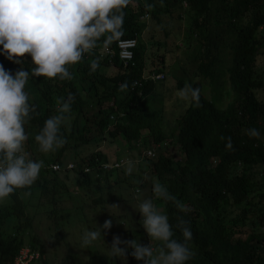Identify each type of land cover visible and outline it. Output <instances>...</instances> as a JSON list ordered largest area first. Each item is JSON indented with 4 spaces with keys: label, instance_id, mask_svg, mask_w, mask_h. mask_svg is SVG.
Wrapping results in <instances>:
<instances>
[{
    "label": "trees",
    "instance_id": "1",
    "mask_svg": "<svg viewBox=\"0 0 264 264\" xmlns=\"http://www.w3.org/2000/svg\"><path fill=\"white\" fill-rule=\"evenodd\" d=\"M31 1H44L45 21L63 20L73 39L66 43L49 37L47 55L35 57L29 45L26 60L18 58L2 45L1 37L5 33L4 40H9L6 9L22 7L18 0H0V15L5 17L0 20V145L18 135L20 150L29 153L36 166L34 184L0 177V264H9L24 233L29 246L38 250L41 264H51L33 230L36 209L41 207L54 220L60 245L66 232L60 231L63 226L56 218L62 215L65 199L81 209L84 205L77 202H83L93 184L98 198L85 206L116 209L115 204L126 199L124 191L132 189L148 167L150 176L177 195L164 210L174 249L181 248L180 231L191 236L194 252H185L190 262L182 264H264V65L262 61L257 65L260 55L264 59V0H24L25 8ZM145 12L149 25L142 33L145 25L138 16ZM39 26L31 37H41ZM12 32L20 39V31ZM122 37L137 41L127 67L116 53L109 60L95 49L115 48ZM80 43L95 48L77 57ZM178 52L189 62L181 71L187 81L178 79L167 87L157 86L160 80L142 78L152 71L165 78L170 71L166 56L175 58ZM48 65L65 66L69 74L51 78L45 72ZM9 68L22 71L15 97L22 99L25 110L19 109L16 98L6 97L14 90L12 77L6 74ZM179 89L188 103L179 104L183 113L167 122V130L163 103ZM166 136V149L176 146L182 162L164 157L160 148ZM44 140L50 144L44 145ZM101 143L113 144V152ZM150 144L158 152L154 158L130 164ZM68 158L71 170L48 168L49 163L63 164ZM119 161L126 167L118 170L114 164ZM105 163L109 168H102ZM110 234L115 235L105 238L116 251L108 264H149L136 261L118 233ZM68 257L59 264H69Z\"/></svg>",
    "mask_w": 264,
    "mask_h": 264
},
{
    "label": "clouds",
    "instance_id": "2",
    "mask_svg": "<svg viewBox=\"0 0 264 264\" xmlns=\"http://www.w3.org/2000/svg\"><path fill=\"white\" fill-rule=\"evenodd\" d=\"M59 1L60 0H51V2L53 3H59ZM18 2L22 7V11L17 8L6 9L9 15L8 26L6 28L9 31V40H4V38L7 36L5 33H3L1 41L2 45L7 49L8 52L13 51L17 53V57L25 61L27 58L26 49L29 45L32 46L35 57H40L43 55H47L48 43L46 39L49 37H61L66 43L72 42V33L68 31V27L66 24H64L63 20H54L53 24L45 21L44 15L47 11V8L44 1H40L37 3L31 1V3L33 4L26 8L24 5V0H18ZM4 19L5 17L3 15H0V20ZM138 20L140 22H143L145 25V28L142 31V33H144L149 25L147 22L148 12L139 15ZM37 24L40 25L38 29L42 30V34L39 39L31 37ZM14 29L20 31V39L12 32ZM13 38L15 39V41H13ZM121 40L128 41L130 43V46H127L125 48L124 55L122 54L121 48L118 46V41ZM136 45L137 41L132 37H122L117 39L114 44L115 48H112L110 46H106L104 48H95V46L93 45L88 46L84 43H80L77 47L76 56H84L88 50L95 48L96 50L101 52V56L107 57L109 60L113 57L114 53H116L117 58L122 66L127 67L133 61V49H135ZM15 66L21 67L22 64L16 63ZM47 69L48 70L45 69V72L51 78L56 77L61 72H66V74H69V70H67L65 66L57 68V66L48 65ZM6 74L9 77H12L10 79V82L12 87L14 88V90L11 89L8 91L6 97L11 101H14V99L16 98L19 109L21 111L25 110L26 106L22 99L18 96L15 97V94L20 91L17 85H20L23 80L22 71L20 69H17L14 72L13 68H9L6 70ZM142 78L145 80H162L164 78V73H160L159 71H152L149 74L143 73ZM182 94H184V92ZM187 103L188 101H186V104ZM164 113L165 112L162 111V117L164 116ZM175 115L176 113L174 114V116ZM109 119L112 121V124L115 123L114 115L110 114ZM3 120H5L6 122L10 121V119L7 118ZM112 124L108 126V129L112 127ZM164 132L165 134L167 133L166 131ZM43 144L49 145L50 142L44 140ZM155 146L159 147V144H155ZM167 146L166 136L160 149L162 151H165ZM20 147L21 140L20 137L16 134L12 135V139L8 137L5 142L0 145V177L10 181L19 179L21 185H27L28 183L34 184L32 175L34 173V170L36 169V166L32 165L29 153H23L20 150ZM156 153H158L157 149L154 148L152 144H150L146 147V149L141 150V152H139L138 154V157L131 160L130 164H136L141 160L153 159ZM162 153L164 154V157L168 156L167 154H165V152ZM169 156L172 158V160L181 162L183 160L182 154H180L178 159H175L173 155ZM165 160L166 159H164V162H167ZM72 163V160L69 158L68 160L65 159L63 164L54 162L49 163L48 168L56 172L71 170ZM114 165L118 168V170L126 167V165H124L122 161L116 162ZM109 166L110 164L105 163L102 165V168L107 169L109 168ZM150 173L151 169L149 167L140 172L137 178L133 181L134 187L132 189H127V194H124L126 198L124 203H128V205L132 203L133 208L131 211L125 209L120 211V213H122L121 217L124 218V220H122L120 223L121 226H124V228H122L124 230L123 233H119L116 230L112 231L109 229H102L100 231L101 238H103L102 241L108 247V249L111 250L109 253V258H111L115 254L116 247L114 244H111L110 246L111 242L105 238V234H107L108 238H111V236L115 235H109V233L112 231V233L116 232L119 234L122 245H125L127 247V250L135 258L136 261L156 264L160 260H168L171 261L172 264H182L184 260H187V256L184 253L187 251L189 253L194 252L193 248L191 247V236L189 234H186L184 230L180 231L177 235V241L180 243L181 248L174 249L172 247L174 239L169 228L170 220L164 210V204L168 201H171L172 198L177 197V195L169 191L162 181L150 176ZM93 186L94 185L91 184L87 189L86 195L82 196L83 202H81V200L77 202L79 205H84L82 208L87 207L85 205L89 204V201L92 203V200L98 198V194L94 192ZM91 206L92 208H94V211L99 212L97 222L93 224L90 223L91 226H87V230L84 235L80 234L75 237L71 236V239H68L66 243L63 242L59 245L64 250L63 255L59 253L61 259H63L65 255H68L69 257L66 261H69V263L71 264H78L75 254V249L78 246L84 249H88V252L92 251L94 258L97 259V264H100V260L98 258L105 261V264H108L110 262V259L105 257L107 255L94 251L98 243H93L92 238L96 227L110 225L112 223L111 219V223L106 224L109 221L107 218L108 215L111 214L112 216V213H110L108 210H104V204H92ZM101 214H104L105 216H101ZM158 214H161V217H159ZM130 225L132 226L130 227ZM13 231L14 228H12L7 233H12ZM64 231L65 230H63V232ZM123 234L126 236H124ZM17 238H19V235H17ZM67 246L68 252H65ZM55 251H57V249H55ZM172 251L174 253L173 257L171 256ZM71 257L73 258L71 259ZM91 259L93 258L90 257L89 261ZM187 261L190 262V260ZM4 264H8V262H5ZM9 264H41L38 250L29 246L25 233L22 236V244L10 258ZM85 264L88 263L85 262Z\"/></svg>",
    "mask_w": 264,
    "mask_h": 264
},
{
    "label": "rangeland",
    "instance_id": "3",
    "mask_svg": "<svg viewBox=\"0 0 264 264\" xmlns=\"http://www.w3.org/2000/svg\"><path fill=\"white\" fill-rule=\"evenodd\" d=\"M153 55H156V53H153ZM166 61L167 63H169L168 69H170V71H168L166 77L163 80H160L157 83L158 85H165L167 87L170 86H175V82L178 79H182L183 81H187V77H181V71L184 69V65H188L189 62L188 60L185 58V56L178 52L174 56L168 55L166 56ZM261 61L263 62L264 65V59H263V55H260V57H258V62L257 65L259 66L261 64ZM175 66H170V65H174ZM174 75H179V76H173ZM172 90L169 89L167 91V93H169ZM264 91V90H263ZM159 95L161 94L162 90L158 91ZM183 93V89H179L177 91H175L173 94H169L166 97L165 102L163 103V108L165 110V119H164V126L166 127V129L168 130L170 128V126L167 125V122L169 121L170 124V120H174L175 117H178L179 114L183 113V108L179 107V104H186V101L184 100V94ZM159 95L156 96L157 99V104L160 103V100H158ZM203 95L205 97H207L209 95V89L206 83L203 82ZM176 98H179L176 99ZM176 112V115L174 116ZM174 117V118H173ZM176 122L173 121V124H175ZM176 125V124H175ZM146 130H142V132H144ZM91 144V143H90ZM146 145V144H145ZM100 146H103L104 148H106V151H111V153L113 152V144H109L107 145L106 143H101ZM165 154L169 155H173V157L175 159H178L180 154L178 153V148L176 146H169L168 149H166ZM175 152V153H174ZM175 154V155H174ZM114 154H112V158H113ZM69 159V158H68ZM66 159V160H68ZM124 194H127V189L124 191ZM116 205V209H110L111 206L109 205H105L104 206V210H108L111 214L108 215V222L106 224L111 223V219H112V223L110 225H104L101 227H96L95 228V232L93 234V238H92V242L97 244V247L94 249V251L107 255L105 256L106 258H109V253L111 250L108 249V247L103 243V238H101V233L100 231L102 229L106 230H118V229H122L124 228V226H121V221L124 220L122 216V213H120V211H122L123 209L131 211L133 208L132 203L130 205H128V203H123L120 202L119 204H115ZM109 208V209H107ZM94 208H92V210H90V208L88 207H84V208H72L71 206H69V201L65 199V205H64V210L62 212L61 216H57L56 218V222L60 223L63 227L60 230L62 233L66 232V236L62 237L63 240H60V242H67L68 239H71V236H78L80 234L84 235L86 233L87 230V226H91L90 223H96L97 222V218H98V211H94ZM94 211V212H93ZM93 212V213H92ZM46 212L43 211V209L41 207H39L38 209H36V214L34 216V218L32 219V226H33V230L35 232V234L39 237V239L41 240V242L43 243L44 247H45V253L48 254L50 256V263L51 264H59L61 261V257L60 254L63 255L64 254V250L61 246L57 245V241L56 238L60 237L59 234H56L55 237V233L57 232V230L54 229L55 224H54V220L47 218L46 217ZM84 215V216H82ZM159 217H161V214H158ZM90 218V219H89ZM132 225H130L131 227ZM66 229V230H65ZM63 230H65L63 232ZM68 231V232H67ZM124 235V234H123ZM126 236V235H124ZM114 243L116 244V242L114 241ZM57 246H56V245ZM55 249H57L56 254H55ZM68 252V246L65 249V252ZM60 253V254H59ZM88 249H84L82 247H77L75 249V254H76V261H78V264H85V262H87L88 264H97V259L93 258L89 261V258L91 257V254H88ZM119 264H123L120 261H118ZM71 264V263H69Z\"/></svg>",
    "mask_w": 264,
    "mask_h": 264
},
{
    "label": "built area",
    "instance_id": "4",
    "mask_svg": "<svg viewBox=\"0 0 264 264\" xmlns=\"http://www.w3.org/2000/svg\"><path fill=\"white\" fill-rule=\"evenodd\" d=\"M118 46L121 48V51H122V54L124 55L125 54V48L127 46H130V43L128 41H118ZM149 153V152H147Z\"/></svg>",
    "mask_w": 264,
    "mask_h": 264
}]
</instances>
